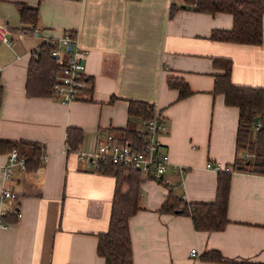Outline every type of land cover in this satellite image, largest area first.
I'll use <instances>...</instances> for the list:
<instances>
[{
	"label": "crops",
	"instance_id": "crops-1",
	"mask_svg": "<svg viewBox=\"0 0 264 264\" xmlns=\"http://www.w3.org/2000/svg\"><path fill=\"white\" fill-rule=\"evenodd\" d=\"M17 3L38 8L34 29L21 30ZM190 7L184 0H0V26L12 41H0V141L41 149L36 171L15 167L6 181L1 166L9 152H0V192L17 197L0 204L16 216L0 226V264H104L98 236L108 229L115 179L79 154L108 133L142 147L126 138L144 129L140 117L129 116L130 101L147 103L165 121L159 152L168 161L160 179L141 176L139 210L128 222L133 264H264L262 174L231 173L221 231H196L189 216L159 212L170 190L189 204L213 202L217 172L206 165L230 167L246 155L235 146L238 109L213 93L222 73L213 60H230L232 84L264 88V15L260 45L234 44L209 39L211 31L231 28L230 15ZM68 32L86 51L88 89L69 104L52 94L27 96L30 52ZM169 77L182 79L191 94L178 99ZM69 128L82 135L75 150L66 142ZM211 250L223 261L201 258Z\"/></svg>",
	"mask_w": 264,
	"mask_h": 264
},
{
	"label": "trees",
	"instance_id": "trees-1",
	"mask_svg": "<svg viewBox=\"0 0 264 264\" xmlns=\"http://www.w3.org/2000/svg\"><path fill=\"white\" fill-rule=\"evenodd\" d=\"M185 5H192L195 12L215 15L228 14L232 18L231 28L228 30H213L209 39L213 41L260 45L262 43V18L264 15V0H184ZM22 31L34 29L38 20V8L17 3ZM31 29V30H32ZM53 47L44 41L30 52L25 91L29 97H49L51 95L52 74L60 69L59 62L52 57ZM213 66L222 73L215 76L213 93L222 94L226 106L238 109V123L236 131V151L251 156L248 159L237 158L228 171L217 172L216 194L211 203H186L182 197L170 190L163 201L159 212L165 214H184L191 218L196 231H221L227 224V198L229 182L232 172L248 171L264 175V88L234 85L230 81L231 62L228 59H214ZM169 87L178 91V99L191 94L186 83L179 78L169 77ZM3 89L0 86V105ZM152 106L145 102L130 101L128 103L129 116L149 119L153 114ZM258 117V121L254 119ZM255 140L251 134L255 126ZM82 135L79 130L69 128L66 142L70 150H75ZM126 138L137 142L142 139L135 131L126 132ZM15 149L25 158V170L36 171L41 164V149L38 144L29 141L8 142L0 141V152ZM99 174L110 175L115 179L114 192L111 202L108 229L99 234L97 254L104 259V264H133L129 219L139 210V186L142 183L141 174L112 163L100 165L96 170ZM16 216L6 214L4 224L14 220ZM201 258L209 262H222L223 257L215 250L205 252ZM231 264H252L231 262ZM259 264V263H258Z\"/></svg>",
	"mask_w": 264,
	"mask_h": 264
},
{
	"label": "built area",
	"instance_id": "built-area-1",
	"mask_svg": "<svg viewBox=\"0 0 264 264\" xmlns=\"http://www.w3.org/2000/svg\"><path fill=\"white\" fill-rule=\"evenodd\" d=\"M0 41L7 46L12 44L7 30L3 26H0ZM44 42L53 47L51 55L60 65V69L52 74L51 94L62 104L78 100L89 87L85 75L86 51L81 47L74 34L70 32L61 37L45 39ZM142 126L144 129L139 135L142 139L141 148L127 140L118 141L111 133L100 134L96 148L89 153H80L79 158L87 161L94 171L100 165L108 162L137 171L144 177L160 179L168 166L167 158L159 152L161 147L159 136L165 132L166 123L160 115L153 113L149 119H142ZM259 128L260 124H257L255 130L257 131ZM248 157L249 155L246 154L242 158L247 159ZM15 167L26 171L25 158L13 149L9 153L7 163L1 166L4 181L10 178ZM206 168L214 172L229 170V167L211 163L207 164ZM178 169L181 171V168ZM16 198V194L10 189L4 188L0 192V204L7 200L12 203ZM5 215L6 212L1 210L0 226H2V219ZM194 253L195 250H192V254Z\"/></svg>",
	"mask_w": 264,
	"mask_h": 264
},
{
	"label": "water",
	"instance_id": "water-1",
	"mask_svg": "<svg viewBox=\"0 0 264 264\" xmlns=\"http://www.w3.org/2000/svg\"><path fill=\"white\" fill-rule=\"evenodd\" d=\"M254 121L257 122V121H258V117H256V118L254 119Z\"/></svg>",
	"mask_w": 264,
	"mask_h": 264
}]
</instances>
